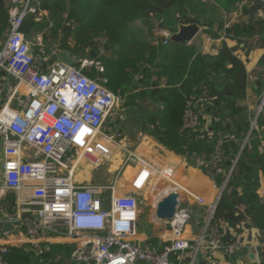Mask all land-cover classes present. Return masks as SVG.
I'll return each instance as SVG.
<instances>
[{"label": "built area", "instance_id": "obj_1", "mask_svg": "<svg viewBox=\"0 0 264 264\" xmlns=\"http://www.w3.org/2000/svg\"><path fill=\"white\" fill-rule=\"evenodd\" d=\"M34 1L12 0L8 34L0 41V201L14 196L13 202L0 203V225L9 223L12 231L23 232L40 264H50L44 257L49 237L74 241L83 264H221L217 255L226 226L215 221V212L252 133L259 131L264 98L227 168L221 165L224 137L211 133L214 153L204 167L218 194L207 207L201 234L195 240L185 237L191 210L179 197L172 220H160L155 209L154 217L167 224L169 237L161 239V248L147 244L143 250L138 240L140 198L159 180L173 182L175 170L125 147L123 126L130 107L120 90L105 86V68L98 59L87 56L70 66L58 59L60 50H47L43 34L33 32L26 38L21 31L26 18L36 15L34 20H41ZM250 1L238 4L237 18ZM159 36L163 45L169 44L167 30H160ZM93 69L95 78L88 75ZM204 101L196 96L187 101L181 132L204 134ZM121 156L107 183L79 181L84 168L109 170ZM130 166L135 171L128 177ZM195 200L205 204L202 198ZM10 233L0 230V236ZM10 247L0 240V264H9Z\"/></svg>", "mask_w": 264, "mask_h": 264}, {"label": "trees", "instance_id": "obj_2", "mask_svg": "<svg viewBox=\"0 0 264 264\" xmlns=\"http://www.w3.org/2000/svg\"><path fill=\"white\" fill-rule=\"evenodd\" d=\"M213 1L212 4L204 0H35L41 20L35 23L33 31L43 34L48 51L67 50L81 59L91 51L98 53L105 68L102 77L109 90H120L128 107L149 100L154 108L143 122V131L187 159L204 155L205 164L214 153L212 138L199 132H181L186 103L192 96L200 98L203 84L214 113L220 117L222 110L229 114L230 124L220 120L212 128L214 136L220 132L224 137L221 165L227 168V158L239 153L251 125L249 113L241 104L247 97L248 79L243 62L225 46L219 49L217 57L209 59L195 54L194 45L170 42L166 46L160 38V44L153 45L155 38L151 39L154 24L158 30L175 32L179 25L188 23L207 27V33L215 38L214 31L224 21L225 11L242 0ZM11 6L12 0H0V41L8 34ZM235 29L237 32L238 28ZM89 74L97 76L94 69ZM163 78L166 84L160 86ZM257 123L259 131L252 133L217 206L214 219L220 224L233 225L231 214L244 205L245 214L264 230V206L258 194L259 171H264L262 114ZM222 181L220 178L219 185ZM239 187H243L242 191H238ZM13 199V194H8L5 201ZM52 255L49 251L44 256L50 264H65L55 263ZM261 255L264 261V250ZM7 260L9 264H40L27 246L10 247Z\"/></svg>", "mask_w": 264, "mask_h": 264}, {"label": "crops", "instance_id": "obj_3", "mask_svg": "<svg viewBox=\"0 0 264 264\" xmlns=\"http://www.w3.org/2000/svg\"><path fill=\"white\" fill-rule=\"evenodd\" d=\"M204 1H210L212 4L214 3L213 0ZM253 3L254 0H251L250 3L244 7L243 16L241 18H237L238 4L229 11H225L224 21L214 31L216 34L215 38L207 33V27L199 26L200 32L193 41V45L197 42L202 46L199 51L195 47V54H201L204 58L212 59L217 57L219 49L222 46H225L243 62L248 79L247 97L241 104L242 107L247 109L250 120L256 116L258 108L264 98V65H262V61L264 60V14L258 12L255 17L251 18L250 8ZM181 25L193 24L188 23ZM235 28H238L237 32H235ZM178 30L179 26L175 33H177ZM167 31L169 34L171 33V31ZM156 38H158V40ZM159 38L164 41L162 36H157L155 37V40L152 41V44H160L161 41ZM166 46H169V44ZM154 82L155 79L152 80L151 84L153 85ZM159 84L160 86H165L166 79H161ZM200 90L202 91L201 94H199L200 98L205 100L202 103L205 111L203 130L204 134L211 136L212 128L216 122L224 120L227 124H230L229 114L227 115V111L222 110L221 117L216 115L212 110V102L207 100L208 92L205 91L203 84L200 85ZM139 105L145 107L146 115L154 109L149 105V100L142 101ZM262 117L264 120V110L262 112ZM145 121L136 120L128 114V118L123 126L125 131L123 144L127 149L135 151L139 156L156 165H168L173 167L175 170V176L173 182L159 180L155 185L146 188L141 196L148 201L147 203L142 204L143 208H141L140 214L141 218L145 215L146 219L144 220V223L148 229H140L139 224H141V219L138 220L139 244L140 246L142 244L145 246L147 244L156 246L155 243H158L156 248H161L163 244L161 239L169 237L167 224L155 219L154 215L157 202L173 191L180 194L182 204L191 210V220L187 226L185 237L195 240L202 232L207 215V207L215 201L218 194L217 189L206 175L204 155H194L191 159H187L184 156H180L175 152L168 150L143 131V122ZM263 147L264 143L262 144V148ZM234 156L236 155H230L229 158H227L228 163L226 167L229 166L230 161ZM121 158L122 156L111 165L112 167L109 169V173V170L105 168L106 174H108L107 177H102L101 179L98 178V180H96L94 172L91 171L90 168H84V172L80 176L79 181L86 183L95 180L97 182L107 183L111 180L117 168H119L122 160ZM0 161H2L1 150ZM134 171L135 167L130 166L125 173L130 177ZM259 179L260 189L258 190V194L264 206V171L262 170L259 171ZM241 189L239 187L238 191ZM195 197L202 198L205 201V204H198ZM4 200L5 199H3V201L1 200L0 203H3ZM237 209V213L239 214L232 213L230 216V219H234L235 223L233 225L228 222L224 223L226 226L224 246L218 253L217 257L221 264H260L261 261H263L261 253L264 250V230L255 223L250 215L245 214L244 205H239ZM0 240L10 244L11 247L21 248L29 246L25 235L20 231H11L7 236L1 235ZM47 245L49 251L53 253L51 259L55 263H78L72 258L73 253L77 250V244L74 241L64 238L49 237L47 239ZM69 251H71L72 255L67 257ZM175 257L177 256L173 257L174 260L176 259ZM79 262L83 263L82 261Z\"/></svg>", "mask_w": 264, "mask_h": 264}, {"label": "water", "instance_id": "obj_4", "mask_svg": "<svg viewBox=\"0 0 264 264\" xmlns=\"http://www.w3.org/2000/svg\"><path fill=\"white\" fill-rule=\"evenodd\" d=\"M258 12H262L264 14V0H254L253 5L250 8V16L251 18L255 17ZM36 21L32 17H27L24 25L21 28V31L26 34V38L29 39L30 35L34 32L33 26ZM200 32V27L196 24L193 25H179V30L177 33L171 32L168 36V41L173 43H189L193 42L196 36ZM194 46L199 51L201 49L200 43L195 42ZM88 58L91 60H96L99 58V54L91 51L88 54ZM58 59L70 66L77 65L81 58L78 56H73L67 50H61L58 54ZM128 114L139 121L147 120L146 109L144 106L139 105L138 107H130L128 109ZM234 157H232V160ZM230 165V164H229ZM179 197L180 194L178 192H172L163 199L157 206L156 215L162 221L172 220L177 212V207L179 205ZM140 200L143 203H147L148 201L141 197ZM0 230L3 232H10L13 230L12 224L6 223L4 225H0ZM141 248L144 250L145 245L142 244ZM74 261H82L83 255L80 252L75 251L72 255ZM202 260V256L199 257V261Z\"/></svg>", "mask_w": 264, "mask_h": 264}, {"label": "rangeland", "instance_id": "obj_5", "mask_svg": "<svg viewBox=\"0 0 264 264\" xmlns=\"http://www.w3.org/2000/svg\"><path fill=\"white\" fill-rule=\"evenodd\" d=\"M159 31L160 30H158L157 24H154L153 27H152V29H151V33H152V38L151 39L152 40H153V38L159 36ZM88 75L90 76V74H88ZM1 164H2V161H0V175H1ZM107 176H108V174H106V171H105V168L104 167L99 168L96 172H94V177H95L96 180H98V178L101 179L102 177H107ZM141 208H143L142 205H141ZM140 219H141V221H140L141 224H139V228L142 229V230L148 229L146 227L145 223H144V220L146 219L145 218V215L142 218L140 216L139 220ZM69 254H71V251H69Z\"/></svg>", "mask_w": 264, "mask_h": 264}, {"label": "bare ground", "instance_id": "obj_6", "mask_svg": "<svg viewBox=\"0 0 264 264\" xmlns=\"http://www.w3.org/2000/svg\"><path fill=\"white\" fill-rule=\"evenodd\" d=\"M173 192H175V191H173ZM170 193H172V192H170ZM170 193H169V194H170ZM169 194H168L167 196H169ZM167 196H165L163 199H165ZM159 203H160V202H157L156 207L158 206Z\"/></svg>", "mask_w": 264, "mask_h": 264}]
</instances>
